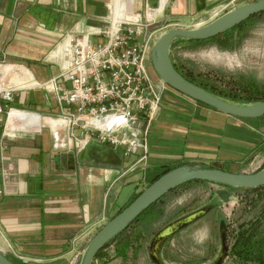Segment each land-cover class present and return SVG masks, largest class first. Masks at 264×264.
I'll list each match as a JSON object with an SVG mask.
<instances>
[{"label":"crops","instance_id":"0c3cea01","mask_svg":"<svg viewBox=\"0 0 264 264\" xmlns=\"http://www.w3.org/2000/svg\"><path fill=\"white\" fill-rule=\"evenodd\" d=\"M118 1L114 0V3ZM228 1L124 0V7L128 14L143 13L145 4L147 8L158 7L159 21L165 20L164 25L193 28L211 21V11ZM111 2L113 0H0V59L5 56L10 61L23 62L36 80L28 67L31 63L43 67L54 65L58 72L57 65L43 61L46 52L65 33L100 27L108 17ZM56 73L50 72L47 78ZM32 90L22 92L15 104L21 105L19 102L25 100L24 95ZM43 92L54 104L52 94ZM34 110L43 114L56 112L55 108ZM157 117L148 130V138L153 134L150 140L153 148L150 156L148 148L147 169L156 167L159 162L160 170L149 180L146 172L145 180L140 184H137L136 174L120 176L121 160V165L106 162L94 148L79 158L86 147L78 153L62 148L48 128L35 131L33 127L8 140L3 165L6 193L0 200V252L6 257L24 256L27 261L22 260V264H70L77 260L101 225L167 168V160H174L179 165L225 167L226 171L234 173L256 171L258 168L253 165L263 160L264 131L260 128L264 125V116L245 119L222 114L165 85ZM252 120L257 121L258 127ZM44 130L48 142L42 138ZM173 145L185 146V151L172 154L170 150H176L170 148ZM63 152L74 154L70 162L72 168H62L60 155ZM126 184H133L132 189L125 190ZM223 203L225 207L228 205V202ZM202 223L205 224L204 221L195 222L193 228ZM183 231L169 238L167 248L170 249L167 250L170 253L176 237L178 239ZM191 231L187 230L179 238L185 241L190 252L194 246ZM165 247L164 243L160 259L168 264L165 258L170 259L172 254L168 255ZM110 248L111 244L102 253H111ZM235 262L229 254L222 263Z\"/></svg>","mask_w":264,"mask_h":264},{"label":"built area","instance_id":"2783aa9c","mask_svg":"<svg viewBox=\"0 0 264 264\" xmlns=\"http://www.w3.org/2000/svg\"><path fill=\"white\" fill-rule=\"evenodd\" d=\"M236 3L229 0L215 7L209 20ZM120 4L114 0L109 4L108 17L100 27L65 33L46 52L43 61L57 65L58 72L45 81L31 76L21 61L0 59V200L6 193L7 141L33 127L35 131L48 128L58 146L77 153L90 142L101 143L119 155L121 177L136 174L137 184L145 180L148 130L160 113L166 85L148 70L159 29L146 34V27L159 21L160 9L145 4L143 13L131 12L133 17H128ZM32 89L51 93L56 112L43 114L15 104L22 92ZM91 264L103 261L96 256Z\"/></svg>","mask_w":264,"mask_h":264},{"label":"rangeland","instance_id":"374dc122","mask_svg":"<svg viewBox=\"0 0 264 264\" xmlns=\"http://www.w3.org/2000/svg\"><path fill=\"white\" fill-rule=\"evenodd\" d=\"M247 2H252V0H237L235 7ZM249 21L250 22L244 25L242 30L223 37L226 39L231 35L230 38L232 40H228L229 42L232 41L230 47H221L219 45L220 42H223V38L214 42L208 41L198 45H196V43L191 44L182 42L170 47V56L175 59L178 67L193 72L195 75L198 73H201L202 76L210 74V77H216L222 83L246 78L255 80L259 84L264 85V15L255 16L253 19L250 18ZM167 29L168 26H165L157 30L153 37V41ZM28 67L38 80H45L49 77L50 72H57V67L54 65L43 67L40 64L31 63ZM148 70L153 78H158L152 67L151 58L149 60ZM166 86L173 89L167 84ZM24 99L25 100H22V102H19V104H21L19 106L29 108L30 104L32 109L39 108L45 111L47 108L57 109L56 105L49 101L48 95L46 96L43 91L37 89L27 92L24 95ZM255 122V125L258 127L257 121ZM152 124H154V122ZM260 129L264 131V125ZM42 135L43 140L48 142L49 138L46 130H44ZM152 135L151 133L148 138L149 156L153 148L150 146ZM170 148L176 149L170 150L172 154L173 152L182 153L185 151V146L178 148L173 145L172 147L170 146ZM167 161V165L172 168L179 166V163L174 160ZM248 162H250V160ZM124 164H126V162ZM262 165H264V157L262 161L256 162L253 167L256 169V167L260 168ZM155 166L156 167L151 166L150 169H147V173L145 172V176L148 180L160 170L159 162ZM223 169L226 170L225 167H223ZM124 186V189L129 191L132 189L133 184H126ZM221 193L225 195V197H222L223 195ZM132 197L133 195L130 199ZM223 202H228V205L225 207ZM209 204H215V206L195 221H204L205 224L202 223L201 226L194 229L195 222H192L182 229L184 230L182 233H179L182 235L186 233L187 230H192L191 234L194 237V246H192L191 249L193 253L190 252V249H187L184 243L185 241L179 239L181 235H179L178 239L176 237L175 247H173V252L171 253L167 250L170 249L167 248L170 240L165 242L166 251L169 252L168 255L172 254L169 257L170 259L165 258L168 264H212L221 249L219 224L222 219L226 221L229 244H231L232 232L240 223L250 218L258 219V224L264 228V188L257 191H226V189H223L216 183H190L177 189L175 192L168 193L163 202H161L160 205H156V209L161 208L163 210V215L159 218L149 219L151 213V209H149L143 213L139 223L128 230V234H131L130 236L133 237V241L131 247L127 250L126 257L122 258L120 256H115V242L111 243V253H101L99 257L103 261V264H153L148 250L150 240L154 236L153 234L167 225L171 217L179 213H183L180 216H184L187 213L198 210V208ZM206 222H208V225ZM178 232L179 231L175 232L173 235L178 234ZM84 250L77 257V260L70 264H80L85 253ZM162 253L165 257V252ZM111 255H113V257H111ZM9 256H11V254ZM171 258L173 260H171ZM111 259L115 260L110 263L109 261Z\"/></svg>","mask_w":264,"mask_h":264},{"label":"water","instance_id":"95a60500","mask_svg":"<svg viewBox=\"0 0 264 264\" xmlns=\"http://www.w3.org/2000/svg\"><path fill=\"white\" fill-rule=\"evenodd\" d=\"M264 12V0H252V2L237 5L221 16L209 21L201 26L193 28L168 27L162 35L154 42L150 51L151 64L154 72L163 81L164 84L181 92L192 100L199 101L207 106H211L223 114H229L236 117L255 118L264 115V100L252 104H237L228 100H223L212 92H208L203 87L192 83L185 76L176 70L170 57L171 41L174 39H198L204 40L210 37L223 34V32L234 28L237 24L248 19L253 14ZM164 21H157L147 26L146 34L152 30L161 29ZM97 150L96 153L106 162L121 165L119 155L111 148L98 143L90 142L85 150L78 157H84L87 150ZM73 153H62L60 155V164L62 168L71 167ZM204 180L209 183H217L224 186L257 188L264 186V167L253 172L234 173L217 167H206L200 164H188L173 167L167 172L161 174L152 183L144 187L139 195L124 206V209L110 217L93 234L87 244L80 264H91L96 257L97 251L104 247L115 235L125 230L146 208L155 201L168 194L172 189L182 185L185 182ZM215 204H209L198 208L193 212L169 221L162 229L155 233V237L149 244V255L153 264H164L160 259V251L164 243L177 231L183 229L188 224L195 222L203 214L213 208ZM226 221L222 219L219 224L220 233V251L212 264H222L228 256L229 246L227 237ZM0 264H15L9 257L0 252Z\"/></svg>","mask_w":264,"mask_h":264},{"label":"trees","instance_id":"16d2710c","mask_svg":"<svg viewBox=\"0 0 264 264\" xmlns=\"http://www.w3.org/2000/svg\"><path fill=\"white\" fill-rule=\"evenodd\" d=\"M262 15H264V12H261L258 14H253L248 19L237 24L234 28L223 32V34L216 35V36L210 37L208 39H204V40H198V39L190 40V39H184V38L174 39L171 41L172 43H171L170 47H172V45H174V44L178 45L179 43H182V42H188L191 44L196 43V45H198L201 43H206L208 41L214 42L216 40H220L224 36H227L228 34L237 33L238 31L242 30L244 28V25H246L248 22L251 21V20L249 21L250 18L253 19L255 16H262ZM230 36L226 39L223 38V40H222L223 42H220L219 45L221 47H224V46L230 47V43L232 42L231 41L232 39L230 38ZM229 39H231L230 40L231 42L228 41ZM171 60L174 64V67L176 68V70L178 72H181L185 76L186 79H188L189 81H191L194 84L196 83L197 85L203 87L208 92H212L213 94L217 95L218 97L222 98L223 100H228V101H231V102L237 103V104H240V103L241 104H252L254 102L264 100V85L259 84L255 80L242 78V79H239L238 81L237 80H230L228 82L222 83L218 80V78L210 77V74L202 76L201 73H198L197 75H195L193 72L183 70L182 68L177 66L176 61L173 57H171ZM263 150H264V148H263ZM202 166H206V165H202ZM206 167H210V166H206ZM213 167H217V166H213ZM262 167H264V165H262L260 168H262ZM171 168L172 167L167 166V168L164 169L160 174L156 175V177H154L153 180H155L161 174L167 172ZM217 168H220V167H217ZM260 168H258V169H260ZM153 180L150 183H152ZM190 183H197V184L198 183H205V184H207L209 182L204 181V180H195V181L185 182L182 185L172 189L168 193L175 192V191H177V189H180L183 186L190 184ZM217 185H219L223 189H226V191H228V190H230V191H237L238 190L239 191L242 188H244V187H242V188L233 187V186H229V185L224 186L221 184H217ZM263 188H264V186H258L257 188H247V190L257 191V190H260ZM140 192H141V190L137 194L133 195L131 200H129L126 204H124V206L127 205L129 202H131L135 197H137ZM167 195L168 194L164 195L163 197H161L160 199L155 201L153 204H151L148 208H146L143 212H141L139 214V216L136 217L133 220V222H131L125 228V230H123L122 232L115 235L114 238H112L110 240V242H108L104 247H102L100 250H98L96 256L101 255L102 250L104 248H106L107 246H110L111 243L115 242L116 243V245H115L116 247L114 248L115 256H120L122 258L126 257L127 252H128L127 250H128V248L131 247L132 241H133V237L130 236L131 234H128V232H129L128 230L131 227H135L139 223V220L142 218L143 213H145L149 209H151L149 219L159 218L161 215H163V210L161 208L156 209L155 207H156V205H160V203L163 202L164 198ZM222 197H225V195H223ZM124 206L119 211L124 209ZM182 214L183 213H179V214L175 215L174 217H171L169 219V221L171 219L177 218L178 216H180ZM169 221L167 223H169ZM258 223H259L258 219L250 218L247 221L240 223L238 225V227L232 232L233 235L231 238V244L229 245V248H230L229 254L234 259H236L235 264H245L247 262H252V263H256V264H264V228H262L261 225H259ZM227 237H228V233H227ZM9 258L15 264H17V263L22 264L23 263V261L15 258V257H12V258L9 257ZM106 263H107V261H106Z\"/></svg>","mask_w":264,"mask_h":264},{"label":"bare ground","instance_id":"6f19581e","mask_svg":"<svg viewBox=\"0 0 264 264\" xmlns=\"http://www.w3.org/2000/svg\"><path fill=\"white\" fill-rule=\"evenodd\" d=\"M118 2L121 3V4H123V5L125 4L124 0H119ZM117 4H118V3H115V5H117ZM121 4H120V5H121ZM125 14H126V16H128V17H133L132 14H128L127 12H126Z\"/></svg>","mask_w":264,"mask_h":264},{"label":"flooded vegetation","instance_id":"af4514ba","mask_svg":"<svg viewBox=\"0 0 264 264\" xmlns=\"http://www.w3.org/2000/svg\"><path fill=\"white\" fill-rule=\"evenodd\" d=\"M156 232H157V231H156ZM156 232H155V233H156ZM155 233L153 234V235H154L153 238L155 237ZM153 238L150 240V243H151V241L153 240ZM150 243H149V244H150ZM163 246H164V245H163ZM148 248H149V245H148Z\"/></svg>","mask_w":264,"mask_h":264}]
</instances>
